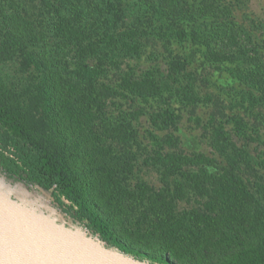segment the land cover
I'll return each instance as SVG.
<instances>
[{"label":"trees","instance_id":"1","mask_svg":"<svg viewBox=\"0 0 264 264\" xmlns=\"http://www.w3.org/2000/svg\"><path fill=\"white\" fill-rule=\"evenodd\" d=\"M252 16L239 21L228 0H0V65L24 68L10 85L0 79V163L54 189L127 252L264 264V175L236 140L264 129V112L254 114L264 22ZM158 44L162 75L141 66ZM226 87L239 90L235 105L223 104ZM185 112L210 154L178 151ZM138 150L160 188L136 176ZM184 200L194 208L180 210Z\"/></svg>","mask_w":264,"mask_h":264},{"label":"water","instance_id":"2","mask_svg":"<svg viewBox=\"0 0 264 264\" xmlns=\"http://www.w3.org/2000/svg\"><path fill=\"white\" fill-rule=\"evenodd\" d=\"M0 264L162 263L108 241L54 189L0 163Z\"/></svg>","mask_w":264,"mask_h":264},{"label":"rangeland","instance_id":"3","mask_svg":"<svg viewBox=\"0 0 264 264\" xmlns=\"http://www.w3.org/2000/svg\"><path fill=\"white\" fill-rule=\"evenodd\" d=\"M189 2V4H192V0H186ZM228 2L232 3V7L234 10H236V15L239 21L243 18V15L246 12L253 15L255 18L261 20L264 22V0H228ZM252 16V17H253ZM251 18V17H250ZM248 22H243L242 26H250ZM257 35L260 34V32H256ZM256 35V36H257ZM262 37H256V41H260ZM254 40V42H255ZM164 51L162 47L158 44L155 48L148 49L147 54L144 57L143 62L141 63L142 69L147 70L149 68L151 69H158L160 70V74H164L166 72V66L164 64L163 55ZM133 66L137 68V64L133 63ZM201 72L204 70L199 66ZM205 72V71H204ZM24 74V68H22V63L17 60L13 61L7 64L0 65V79L3 82H6L10 85V83L15 82L16 79L22 78ZM200 85V84H199ZM211 92L209 89L206 90ZM213 92V90H212ZM238 91L231 90L230 88L226 87V89L222 92H219L221 94L222 100H225V106H232L235 104H227L228 101H234L239 98ZM225 96V99H223ZM220 104L221 101H218L216 98L213 103ZM130 104V103H127ZM206 104V103H205ZM208 104V103H207ZM214 107L218 106L217 104H212ZM248 106L249 104H239ZM210 106V104L206 105ZM254 114H258V112H264V104H254ZM207 108L198 110V115L202 116L204 119H206V114L210 111H207ZM109 113H112L114 115L118 114V111L116 110V107H110L108 109ZM116 117H113L112 120H114ZM192 116L188 113H184V120L179 124L178 130L174 132V135L176 137L180 138V144L178 147V151L185 152V153H205L210 154L212 152L209 144L208 139H206V133L204 129H198L194 123L192 122ZM254 126H260L259 121H252ZM142 123L147 127L148 123L146 122V119H142ZM253 132V131H251ZM248 135H251V133H247ZM237 143L240 145H245L247 150L249 151L250 155L254 159L253 165L257 172L261 175H264V129L260 128V138L257 137V135H253L251 138L243 139L239 138L237 139ZM143 144H148V140H142ZM137 154L139 155V163L136 167V176L138 179L147 182L149 185L160 188V181L159 176L155 169L145 166L144 165V159L146 152L144 150H138ZM180 210H189L194 208V200H184L180 202L179 204ZM155 249L156 247L153 246H147L144 247L147 251H152V249ZM153 249V250H154ZM172 261L176 264V260L172 259ZM178 263V262H177Z\"/></svg>","mask_w":264,"mask_h":264}]
</instances>
